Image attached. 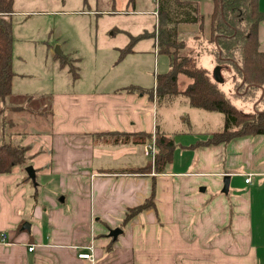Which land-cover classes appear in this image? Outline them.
<instances>
[{"label": "crops", "instance_id": "crops-1", "mask_svg": "<svg viewBox=\"0 0 264 264\" xmlns=\"http://www.w3.org/2000/svg\"><path fill=\"white\" fill-rule=\"evenodd\" d=\"M185 1L199 4L205 35L200 36L197 24H185L179 27L181 39L195 42L201 37L203 44L209 45L213 1ZM263 4L260 0L264 12ZM156 9L151 13L157 26ZM121 31L128 42L110 50L112 79L104 78L101 68L106 65L96 60L90 68L76 66L80 70L77 80L61 83L56 73L67 66L62 68L55 53H50L51 62L44 65L48 79L37 81L40 91H31L35 87L23 78L31 74L24 72L19 82L13 60L12 94L0 102V145L11 143L28 149L27 167L34 168L36 182L29 178L25 166L0 175V264H264V135L195 146L207 142L224 125L212 131L204 127L206 122L194 129L195 119L187 118V130L161 127V104L154 94L160 72L153 81L148 75L151 59L158 53L156 39L140 41H152V46L138 48L139 42L132 53L121 58L133 37L129 26ZM259 41L264 52V23ZM192 45L201 67L210 72L202 64L203 56L208 55L216 68L213 51L203 45V52L199 50L202 47ZM71 56L72 61L83 62ZM161 59L167 73L171 58ZM132 87L153 90V95L131 91ZM35 94L50 96L47 113L51 121L45 131L22 129L18 117L6 115L25 110L40 115V109L34 112L12 100ZM261 100L253 104L254 109ZM222 122L219 120L218 126ZM5 123L17 130L7 133ZM158 131L177 144L172 162L162 173L156 172L145 155L152 142L105 143L102 136L146 132L155 137ZM193 133L195 139L177 142L181 135ZM139 169L142 171H134ZM226 176L230 178L228 192H224ZM153 192L154 207L125 224L129 210L143 205ZM117 229L121 233L111 237ZM3 233L8 235L6 242H1ZM82 253L93 258L80 259Z\"/></svg>", "mask_w": 264, "mask_h": 264}, {"label": "trees", "instance_id": "trees-1", "mask_svg": "<svg viewBox=\"0 0 264 264\" xmlns=\"http://www.w3.org/2000/svg\"><path fill=\"white\" fill-rule=\"evenodd\" d=\"M212 39L215 44L217 63L233 65L243 83L236 85L234 99L255 104L261 98L264 88V52L260 50L259 28L264 23V12L259 8L260 0H212ZM134 3L135 0H130ZM15 0H0V100L6 101L12 94L13 46L14 34L12 17L15 14ZM204 17L199 4L181 2V0H159L158 23L153 32H145L132 37L130 43L122 50L121 58L132 53L137 43L154 38L158 53L171 58V69L157 76L155 95L159 104L172 103L179 96L187 98L189 104L207 112L220 113L224 117L223 130L213 133L207 142L200 145H219L236 138L264 135V97L255 112L245 113L240 110L230 97L215 81L210 72L199 66L198 58L184 54L186 44L179 40L180 24H199L203 29ZM61 67L67 66L66 57L55 55ZM240 58V61L238 60ZM76 67V66H75ZM72 66L69 71L74 80L79 78V68ZM185 76L190 80L186 91L179 89V78ZM131 91L148 93L139 87ZM105 143L145 144L155 141V170L164 172L173 160L175 140L159 131L155 137L148 133L102 135ZM28 149L19 145L5 143L0 145V175L9 174L16 166H28ZM149 164L148 169H151ZM141 172L142 170H134ZM155 194L141 206L129 210L125 218L127 224L135 216L154 207Z\"/></svg>", "mask_w": 264, "mask_h": 264}, {"label": "rangeland", "instance_id": "rangeland-1", "mask_svg": "<svg viewBox=\"0 0 264 264\" xmlns=\"http://www.w3.org/2000/svg\"><path fill=\"white\" fill-rule=\"evenodd\" d=\"M135 2L136 8H133V3L130 0H15L14 10L16 14L12 17L14 34L13 60L19 82H21V75L24 72L30 73L31 75L23 78L27 80L26 83L30 84L31 87H35V90L31 91H40L41 87L37 81L48 79V73L44 65L47 62H51L52 57L50 53L57 55L56 50L58 48L63 53V56L68 58L66 70L62 73H56V75L60 74L59 80L61 83L71 82L73 76L69 69L72 66L90 68V65L96 60L106 65L104 68H101L104 78L112 79L111 76L115 72L111 68V59H108L112 55L110 50L114 47H121L128 42L126 35L122 34L121 27L129 26L133 37L141 35L140 33H144L146 30V32H153L155 30L156 17L151 11L155 8H157L155 11H158L159 2L157 4L152 0H136ZM181 2L188 1L181 0ZM105 11H109L110 13H106ZM204 24L205 20L202 30L200 29V25L197 24L200 36L205 35ZM181 25H185V23L180 24L178 29ZM212 38L211 32L210 38H208L210 42L207 45L206 43L203 44L201 37L195 38L194 42L190 40L185 41L179 36V40L186 44L184 54L188 55L192 53L191 56L196 58H198V53L193 50L192 44L195 47H202L199 49L200 51L204 52L206 49L213 51V55L215 56L216 47L214 43H211ZM200 43H202V46H199ZM142 46H152V41L140 42L138 48ZM71 55H76L83 62L72 61L73 57ZM159 56L158 53H155L151 59V70L149 72L151 74H148L151 81H153L158 71L160 74L166 73L158 59L169 60V57L163 56L158 58ZM47 57L50 59H47ZM212 58L208 55L203 56L202 64L207 65L210 69L213 79L219 82L220 87L230 97H233V102L240 110L245 113L255 112L252 103L234 99L233 95L237 91L236 85L243 82L233 65L216 63V68H212ZM57 60L59 62V59ZM238 60L240 61V58ZM219 75H221V78ZM189 83L190 80L187 77L180 76L179 89L186 91ZM48 88L51 89L50 86ZM12 100L20 103L19 105L34 110V112L39 109L41 111L40 115L31 113L28 110L21 112L9 111L6 114L8 118L18 117L23 123L22 129L28 131H45L49 129L51 121L50 115L47 113L49 110L48 106L51 104L49 95L43 94L41 96L35 94L26 97H13ZM2 113L0 111V118H2ZM187 118L195 119L193 123L194 129L203 127L206 122L208 123L204 127L212 131L220 130L224 125V120L222 122L223 116L220 113L197 109L191 106L183 95L175 103H161L159 109L161 127L187 130L188 124L184 121ZM219 120L222 122L220 126L217 123ZM4 125L7 133L17 130L16 127L11 126L9 123H5ZM1 126L2 122L0 119V128ZM196 137V133L186 136L181 135L177 138V142L182 140L189 141ZM151 161L154 165L155 160L153 162L151 159Z\"/></svg>", "mask_w": 264, "mask_h": 264}, {"label": "built area", "instance_id": "built-area-1", "mask_svg": "<svg viewBox=\"0 0 264 264\" xmlns=\"http://www.w3.org/2000/svg\"><path fill=\"white\" fill-rule=\"evenodd\" d=\"M155 4H157L159 2V0H152ZM155 15L158 17V11L155 12ZM157 42V41H156ZM145 155L150 157L153 162L155 160V156H156V144L155 141L153 140L152 143H150L145 150ZM251 181L250 177L246 180L247 183H249ZM8 239V235L6 233L1 234V242H6V240ZM34 250V246L29 247V251L32 252ZM79 258L80 259H92L93 256L90 253H82L79 254Z\"/></svg>", "mask_w": 264, "mask_h": 264}, {"label": "water", "instance_id": "water-1", "mask_svg": "<svg viewBox=\"0 0 264 264\" xmlns=\"http://www.w3.org/2000/svg\"><path fill=\"white\" fill-rule=\"evenodd\" d=\"M56 54L60 57H64L63 53L61 52V50L59 48L56 50ZM262 90H263V94H262L260 100L264 97V89H262ZM26 171L29 175V178L35 183L36 182V172H35L34 168L32 166H29V167H27ZM229 183H230V178H229V176H226L224 178V184H225L224 192H228ZM24 227H26V226H24ZM28 228H29V226H28ZM120 233H121V230H119V229L113 230L111 232V237L117 238Z\"/></svg>", "mask_w": 264, "mask_h": 264}]
</instances>
